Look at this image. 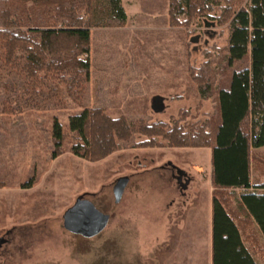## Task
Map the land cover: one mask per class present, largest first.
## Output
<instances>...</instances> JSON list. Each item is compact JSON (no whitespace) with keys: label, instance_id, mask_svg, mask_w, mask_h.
Wrapping results in <instances>:
<instances>
[{"label":"rangeland","instance_id":"obj_1","mask_svg":"<svg viewBox=\"0 0 264 264\" xmlns=\"http://www.w3.org/2000/svg\"><path fill=\"white\" fill-rule=\"evenodd\" d=\"M122 5L124 26L92 29L82 104L64 93L65 107L0 114V264H174L176 208L209 204L211 148L191 147L186 126L206 119L213 105L199 108L189 69L205 61L206 50L227 45L228 28L205 19L172 26L170 0ZM158 95L164 109L153 107ZM86 108L90 159L69 151L74 138L52 159L54 118L67 129ZM253 175L264 180V147L253 150ZM122 176L130 181L116 203ZM229 192L233 210L238 201ZM80 195L111 216L93 238L64 228V212ZM255 253L264 264V248Z\"/></svg>","mask_w":264,"mask_h":264},{"label":"trees","instance_id":"obj_2","mask_svg":"<svg viewBox=\"0 0 264 264\" xmlns=\"http://www.w3.org/2000/svg\"><path fill=\"white\" fill-rule=\"evenodd\" d=\"M196 19L228 28L227 45L206 50L205 61L189 69L199 108L213 105L186 131L191 147L211 148L214 260L257 264L252 254L264 248V180L254 178L253 150L264 147V0H170L172 26L189 28ZM126 21L121 0H0V114L65 107L64 93L82 104L92 29ZM91 123L89 108L71 115L67 129L54 118L52 159L71 138L69 151L90 159ZM229 190L238 201L233 210Z\"/></svg>","mask_w":264,"mask_h":264},{"label":"crops","instance_id":"obj_3","mask_svg":"<svg viewBox=\"0 0 264 264\" xmlns=\"http://www.w3.org/2000/svg\"><path fill=\"white\" fill-rule=\"evenodd\" d=\"M126 1L131 2V0H122L123 4ZM176 210L174 232L169 233L175 244L174 264H215L213 195L206 206L185 205ZM252 238L251 241L255 244L256 240ZM166 241L164 240V243ZM251 241L248 240L247 243ZM252 255L256 263L261 264V257L256 253Z\"/></svg>","mask_w":264,"mask_h":264},{"label":"water","instance_id":"obj_4","mask_svg":"<svg viewBox=\"0 0 264 264\" xmlns=\"http://www.w3.org/2000/svg\"><path fill=\"white\" fill-rule=\"evenodd\" d=\"M153 107L164 109L163 100L160 96L154 97ZM130 181L129 176L119 177L114 186L115 202L119 203ZM111 216L99 210L96 205L85 195L77 197L75 203L69 207L63 215L64 228L72 234L93 238L102 233L110 222ZM4 240L0 239V244Z\"/></svg>","mask_w":264,"mask_h":264}]
</instances>
